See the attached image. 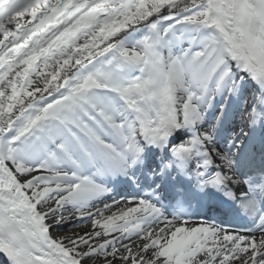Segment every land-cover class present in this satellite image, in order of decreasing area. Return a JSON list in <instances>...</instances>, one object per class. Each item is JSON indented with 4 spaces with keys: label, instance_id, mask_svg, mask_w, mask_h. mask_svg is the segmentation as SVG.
I'll use <instances>...</instances> for the list:
<instances>
[{
    "label": "snow or ice",
    "instance_id": "obj_1",
    "mask_svg": "<svg viewBox=\"0 0 264 264\" xmlns=\"http://www.w3.org/2000/svg\"><path fill=\"white\" fill-rule=\"evenodd\" d=\"M0 254L264 264V0H0Z\"/></svg>",
    "mask_w": 264,
    "mask_h": 264
}]
</instances>
